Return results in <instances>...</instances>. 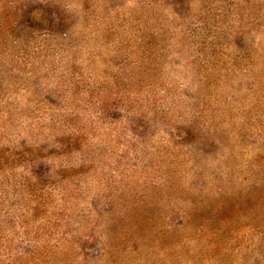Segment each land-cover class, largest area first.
I'll return each mask as SVG.
<instances>
[{
	"label": "rangeland",
	"instance_id": "rangeland-1",
	"mask_svg": "<svg viewBox=\"0 0 264 264\" xmlns=\"http://www.w3.org/2000/svg\"><path fill=\"white\" fill-rule=\"evenodd\" d=\"M0 264H264V0H0Z\"/></svg>",
	"mask_w": 264,
	"mask_h": 264
}]
</instances>
